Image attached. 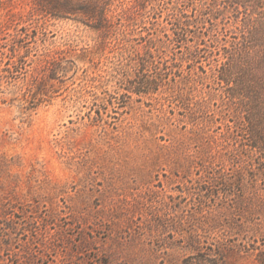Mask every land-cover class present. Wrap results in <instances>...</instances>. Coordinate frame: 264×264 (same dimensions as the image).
I'll return each mask as SVG.
<instances>
[{
    "label": "rangeland",
    "instance_id": "rangeland-1",
    "mask_svg": "<svg viewBox=\"0 0 264 264\" xmlns=\"http://www.w3.org/2000/svg\"><path fill=\"white\" fill-rule=\"evenodd\" d=\"M172 1L109 0L101 45L34 0H0V264H181L209 247L218 264H264V176L235 177L246 126L215 71L242 14L198 26V58L168 65L149 93L129 89L142 35L166 42L158 62L186 57L166 37ZM201 1L178 0L192 17ZM17 38L24 63L8 73ZM55 50L65 59L43 66Z\"/></svg>",
    "mask_w": 264,
    "mask_h": 264
},
{
    "label": "trees",
    "instance_id": "trees-1",
    "mask_svg": "<svg viewBox=\"0 0 264 264\" xmlns=\"http://www.w3.org/2000/svg\"><path fill=\"white\" fill-rule=\"evenodd\" d=\"M145 1L134 0L130 6L131 8L142 9L145 7ZM108 2L109 0H34L33 4L39 13L58 19H74L100 32L103 38L99 44L104 45L107 38L106 33H108L110 27ZM168 5V8L172 11L171 15H174L173 20H171L174 28L170 34H166V37L179 45H185L186 57H181L179 60L170 58V62L162 58L161 62H158V52L166 50V42L151 35H142L140 39L144 41L143 50L141 53L133 54L131 58L133 62L131 67L136 74L130 82V91L140 96L147 94L150 92L152 85L155 84L157 76L162 75L161 72L167 70L168 65L173 66L178 64V61H184V59L187 62H194L200 54L198 47L200 44L198 43L195 47L193 44H189L188 41L189 37L194 38L196 36L195 29L198 26H205L208 23L215 24L218 19L223 18L228 12H232L234 15L241 13V20H238L240 21L238 23L239 34L234 37L230 47H219L220 53L216 60L215 71L219 81L226 87L223 92L224 97L231 102H236L235 110L243 114V121L246 126L244 131L247 144H244V153H246L244 157L247 159V164L238 170L239 172L237 175L235 174V177H243L244 170L254 171V179L263 177L264 0H202L198 8H194L196 13L193 17V8H191L192 10L180 8L178 0L168 3ZM196 38H198V35ZM210 39L212 42L219 44L217 33ZM18 40V38L14 40L12 49H10L9 60L14 59L15 61L12 66L7 68L6 72L8 73L13 72L12 69L16 70L18 65L24 63V55L19 53L21 46L18 44ZM61 54L64 55L65 52L55 50L52 55L47 54L46 58L41 60L44 63L43 66L48 65L57 69L59 67L58 61L65 59L60 57ZM47 57L50 59H47ZM254 159L257 160L255 165L252 164ZM221 177L219 174H215L212 180L216 181ZM238 180H242V178ZM238 180L225 179V184H221L230 186L235 182L238 183ZM215 183L218 184L219 182ZM240 185L243 186L241 182ZM242 202L243 200H238L237 203ZM193 237L190 238L191 244L189 245H200L199 239L196 236ZM218 243L216 242V244ZM218 249L220 248L218 247ZM209 250L212 251L213 258H208L204 252L199 251L195 257H186L181 264H218L216 262L219 254L216 253V249L209 247Z\"/></svg>",
    "mask_w": 264,
    "mask_h": 264
}]
</instances>
